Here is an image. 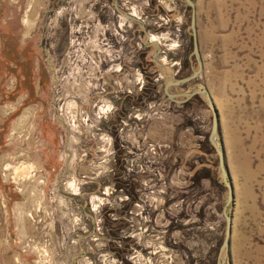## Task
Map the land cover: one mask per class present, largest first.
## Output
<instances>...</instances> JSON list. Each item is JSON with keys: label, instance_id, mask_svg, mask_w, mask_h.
Listing matches in <instances>:
<instances>
[{"label": "rangeland", "instance_id": "rangeland-1", "mask_svg": "<svg viewBox=\"0 0 264 264\" xmlns=\"http://www.w3.org/2000/svg\"><path fill=\"white\" fill-rule=\"evenodd\" d=\"M191 1L202 70L168 92L209 91L234 191L224 264H264V0ZM191 14L184 0H0V264H216L212 113L164 93L198 68Z\"/></svg>", "mask_w": 264, "mask_h": 264}, {"label": "water", "instance_id": "water-1", "mask_svg": "<svg viewBox=\"0 0 264 264\" xmlns=\"http://www.w3.org/2000/svg\"><path fill=\"white\" fill-rule=\"evenodd\" d=\"M167 1L175 2L176 0H167ZM184 1L187 3V5L192 10V14H191V18H190V27H191L192 38H193V54H194L196 63L198 65V68H197V70H193L192 75L189 77H186L183 79H178V80L168 81L166 83V85L164 86V93L170 100L175 101V102H179V103H183V102L187 101L188 99H190L196 95H203L205 97L206 104L212 113L211 130H210V133L208 136V141H209L211 147L214 149V151L217 154L220 175H221L222 181H223V183L227 189V198H226V202L223 206V210H222V215L225 219V234H224L223 241L219 247V251H218V255H217V261H216V264H224L225 259H226V255H227L228 249H229L231 230H232V217L228 213V206H230L233 202L234 191H233L232 183H231L230 178H229V174H228L227 169H226L224 151L222 150V148H220L218 146L217 141H216V134L218 131V112H217L216 106L214 105V103L210 97L209 91L205 88L198 89V90L193 91L191 93H186V94H184L186 98L184 100H179V101L177 99H175L176 97L179 96L178 94L168 92V88L170 86L181 85L182 83H186V82L194 79L196 76H198L202 70V61L200 59L197 33H196L195 5L191 0H184ZM118 12L121 13L120 11H118ZM136 20H138V19H136Z\"/></svg>", "mask_w": 264, "mask_h": 264}, {"label": "bare ground", "instance_id": "bare-ground-1", "mask_svg": "<svg viewBox=\"0 0 264 264\" xmlns=\"http://www.w3.org/2000/svg\"><path fill=\"white\" fill-rule=\"evenodd\" d=\"M120 14H121V13H120ZM121 15H122V14H121ZM134 15H135V14H134ZM122 17H125V16L122 15ZM125 18H126V17H125ZM132 18L138 19L136 15H135L134 17H132ZM150 40L152 41L151 43H157V44H159V42H160V41L158 40V38H157L156 36H154V35H152V36L150 37ZM197 40H198V37H197ZM149 42H150V41H149ZM198 47H199V44H198ZM23 167H25V166H23ZM23 167H22V169H24ZM25 168H26V167H25ZM22 169H21V170H22ZM26 170H27V168H26ZM29 170H30V166H29ZM15 171H16V170H15ZM18 171H19V170H18ZM23 172H24V170H23ZM16 173H17V172H16ZM19 173H22V172H19ZM25 173H27V172L25 171ZM25 173H23V174L25 175ZM27 174H28V173H27ZM27 174H26V175H27Z\"/></svg>", "mask_w": 264, "mask_h": 264}, {"label": "crops", "instance_id": "crops-1", "mask_svg": "<svg viewBox=\"0 0 264 264\" xmlns=\"http://www.w3.org/2000/svg\"><path fill=\"white\" fill-rule=\"evenodd\" d=\"M199 44V43H198ZM232 236H233V231L231 230V237H230V244H229V249H231V240H232ZM229 249H228V251H229ZM228 254V253H227Z\"/></svg>", "mask_w": 264, "mask_h": 264}, {"label": "flooded vegetation", "instance_id": "flooded-vegetation-1", "mask_svg": "<svg viewBox=\"0 0 264 264\" xmlns=\"http://www.w3.org/2000/svg\"><path fill=\"white\" fill-rule=\"evenodd\" d=\"M117 12H118V10H117ZM117 14H118V17H119V16H122L119 12H118ZM130 16H131V17H134L135 15H134V14H130ZM137 18H138V17H137Z\"/></svg>", "mask_w": 264, "mask_h": 264}, {"label": "built area", "instance_id": "built-area-1", "mask_svg": "<svg viewBox=\"0 0 264 264\" xmlns=\"http://www.w3.org/2000/svg\"><path fill=\"white\" fill-rule=\"evenodd\" d=\"M74 118H76L75 116H74ZM76 127H71V129H75Z\"/></svg>", "mask_w": 264, "mask_h": 264}]
</instances>
